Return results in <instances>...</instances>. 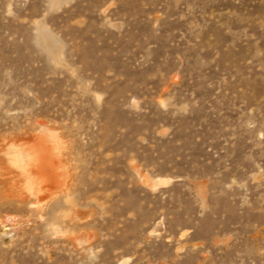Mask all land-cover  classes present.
I'll return each instance as SVG.
<instances>
[{"label": "rangeland", "instance_id": "374dc122", "mask_svg": "<svg viewBox=\"0 0 264 264\" xmlns=\"http://www.w3.org/2000/svg\"><path fill=\"white\" fill-rule=\"evenodd\" d=\"M0 264H264V0H0Z\"/></svg>", "mask_w": 264, "mask_h": 264}, {"label": "bare ground", "instance_id": "6f19581e", "mask_svg": "<svg viewBox=\"0 0 264 264\" xmlns=\"http://www.w3.org/2000/svg\"><path fill=\"white\" fill-rule=\"evenodd\" d=\"M41 25L40 40L56 58L57 40L45 25ZM46 130V133L32 134L28 140L25 139L26 141L22 140L17 144H11L7 151L10 166L13 165L16 172H18L17 175L23 178L24 184L22 187L24 191L19 192V199L21 200L25 198L24 192L29 197L39 199L46 191L59 190L64 192L66 191L64 189L68 186V182L64 179L66 168L61 158L63 145L55 132L49 129ZM45 135H49L53 139L52 144H48V146L45 144ZM164 182H166L165 179L159 178L156 184ZM32 203L36 204L37 201Z\"/></svg>", "mask_w": 264, "mask_h": 264}]
</instances>
